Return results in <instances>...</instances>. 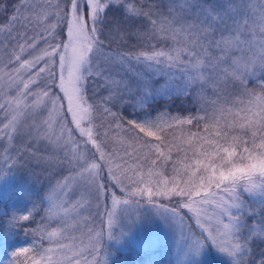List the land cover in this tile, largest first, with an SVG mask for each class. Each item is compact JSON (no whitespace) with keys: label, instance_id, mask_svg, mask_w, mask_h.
Listing matches in <instances>:
<instances>
[{"label":"snow or ice","instance_id":"obj_1","mask_svg":"<svg viewBox=\"0 0 264 264\" xmlns=\"http://www.w3.org/2000/svg\"><path fill=\"white\" fill-rule=\"evenodd\" d=\"M0 14L9 16L0 25V138L54 142L62 153L56 166L71 174L62 186L74 180L84 187L99 224L83 248L69 249L72 256L62 252L54 260L52 248L24 246L11 264H108L103 242L118 240L115 229L134 223L144 205L196 255L211 243L230 264H264V250L257 256L253 247L256 225L264 232V77L257 94L246 84L255 61L223 85L213 74L219 60L213 49L224 53L234 33L243 35V0H170L166 12L155 0H18L11 11L0 0ZM22 16L21 31L15 25ZM260 19L264 68V14ZM158 34L185 38L171 48L149 45ZM173 67L187 72L181 95L203 116L153 107L165 96L180 98L168 89L166 70ZM202 69L213 71L205 78ZM209 85L216 97L211 112L200 95ZM229 86L236 99L226 108L220 93ZM175 124L197 129L188 130L187 147L169 140L166 128ZM30 159L20 150L15 159H0V175L27 168ZM33 209L14 215V226L30 221Z\"/></svg>","mask_w":264,"mask_h":264},{"label":"rangeland","instance_id":"obj_2","mask_svg":"<svg viewBox=\"0 0 264 264\" xmlns=\"http://www.w3.org/2000/svg\"><path fill=\"white\" fill-rule=\"evenodd\" d=\"M168 1L170 2V0ZM168 1L156 0L155 3L161 5L166 12ZM17 2L18 0H7L5 3L9 5V11H11L12 6ZM43 2L44 0H34L36 4ZM215 2L219 3L222 0H215ZM241 2L242 0H238L235 3L241 4ZM243 4L245 5L246 13L241 20L240 26L243 35L234 33L233 39L225 47L224 53H219L217 49H213L219 56L213 74L221 85L230 79H234L237 72L243 73L245 65L249 61H255L254 68L249 65V71H255V76H250L248 80L264 75V68H261L259 61V43L262 39L260 18L264 14V0H243ZM8 19V14H0V25L5 24ZM245 20L247 23H244ZM24 23L25 20L22 16L15 27L22 31L21 25ZM31 27L29 25V28ZM162 35L158 34L157 39L150 40L147 43L161 48H171L174 45L178 46L177 42L185 38L181 34L176 39H164ZM236 36H240L241 41L246 39L247 42L240 43L236 41ZM2 39L3 36H0V40ZM131 42L133 41H129V44ZM112 47L118 48V44H113ZM166 71L172 73V75L166 76L171 97L179 96L183 98L181 94L188 81L187 72L182 73L179 67H173ZM201 71L206 78L208 73L213 70L202 69ZM213 91V87L209 85L200 94L202 103L209 107L210 112V100L216 99ZM215 91H219V89H215ZM256 93L259 94V92ZM165 98L169 97L165 96ZM234 99H236L234 90L230 86L223 93H220V101H228L224 104L226 108L232 107L231 101ZM245 105H247V99H245ZM133 111L132 107H128L125 109V115L132 118L131 113ZM233 111H239V108H235ZM217 115L219 116L220 114L217 113ZM224 118L229 121L232 120L230 114H224ZM188 130L185 126H180L179 124L173 125L172 128H166L169 133V140H174L176 144L184 147H187ZM120 135L122 136V133ZM124 139L125 146L129 147V151H131L130 142L126 138ZM29 143H31V147H28ZM136 147L139 148V145ZM17 150L26 151L31 159L27 168L12 169L0 175V202L9 195V191L13 188L21 190L29 188L36 192L42 187L45 188L47 191L44 201L47 213L44 217L45 221L38 231L45 233L47 246L44 250L52 248L54 250L52 254L54 260L63 259L62 252H67L68 256H72L74 253L69 251V249L83 248L88 242L87 233L89 229L92 227L99 228L98 221L93 219L95 217V207H89V196L82 185L70 180L66 188L62 186L63 178L71 174L66 169L61 171L60 167L56 166L55 162L62 153H60L54 142L44 139H36L35 142H31L29 139L17 138L14 142L9 143L7 140L0 138V159H7L8 156L15 159ZM173 153L175 154V148H173ZM2 163L0 162V164ZM58 181L61 182V187L57 186ZM165 202L167 203V201ZM246 202L250 207H254L251 199H247ZM140 212L142 215L134 223L125 224L123 227L115 229V232L119 235L118 240L105 239L103 242L108 264H111L112 260L115 259L118 251L136 252L160 245L170 246L173 249L175 264H230V259L225 254L220 253L211 243L203 248L199 255L191 252L187 243L180 239L179 233L173 226L166 224L164 220L160 219L152 211L151 206L144 205ZM211 212L212 209L209 208V213L211 214ZM223 222H228L226 217L223 218ZM209 223L213 222L209 221ZM52 232H56V236L49 240V234Z\"/></svg>","mask_w":264,"mask_h":264},{"label":"trees","instance_id":"obj_3","mask_svg":"<svg viewBox=\"0 0 264 264\" xmlns=\"http://www.w3.org/2000/svg\"><path fill=\"white\" fill-rule=\"evenodd\" d=\"M6 1L7 0H4V2ZM236 1L238 0H234V2ZM262 77H264V75L250 78L246 83L248 88L255 92H259ZM175 97L177 96L173 98ZM153 107L158 111L162 109L171 116L200 117L204 115L193 103L181 97L179 99L164 98V100L160 102V105H153ZM152 115H155V111L152 112ZM183 126L192 131L197 130L192 125L184 124ZM202 127L203 121L201 122V128ZM46 191L47 190L43 187L40 188L38 192L30 190L29 188L26 190L13 188L9 191V195L0 202V264H11V261L15 259L12 258L11 254L20 247H35L40 249L43 253L44 248L47 246V241L45 233L38 231L45 221L44 217L47 213L44 201ZM254 207L257 211L261 210L258 204L254 205ZM31 209H33L32 219L19 226H14L13 216L27 214ZM260 227L261 226L256 225L257 232L255 236L257 238L253 244L257 256L264 250V232L260 231ZM116 254L111 264H175L174 251L170 246L166 245L150 247L149 249L136 252L118 251ZM20 259L23 260L24 257L22 256Z\"/></svg>","mask_w":264,"mask_h":264}]
</instances>
